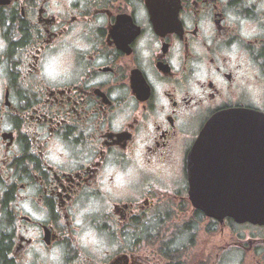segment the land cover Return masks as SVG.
I'll return each mask as SVG.
<instances>
[{
  "label": "flooded vegetation",
  "instance_id": "obj_1",
  "mask_svg": "<svg viewBox=\"0 0 264 264\" xmlns=\"http://www.w3.org/2000/svg\"><path fill=\"white\" fill-rule=\"evenodd\" d=\"M0 45V264H264L191 182L248 176L192 150L264 113V0H0Z\"/></svg>",
  "mask_w": 264,
  "mask_h": 264
},
{
  "label": "water",
  "instance_id": "obj_2",
  "mask_svg": "<svg viewBox=\"0 0 264 264\" xmlns=\"http://www.w3.org/2000/svg\"><path fill=\"white\" fill-rule=\"evenodd\" d=\"M202 141L204 143L199 144ZM227 143H235V147L227 145L226 150L235 149L237 155L251 157V161L246 162L248 176L246 179L232 178L226 170L220 173L226 172L227 178L191 179L192 183H204L205 190L199 195L205 201L210 200L212 205L205 213L220 218L231 216L237 222L264 223V113L236 108L214 115L196 140L192 156H196L198 149L211 158L217 144Z\"/></svg>",
  "mask_w": 264,
  "mask_h": 264
},
{
  "label": "clouds",
  "instance_id": "obj_3",
  "mask_svg": "<svg viewBox=\"0 0 264 264\" xmlns=\"http://www.w3.org/2000/svg\"><path fill=\"white\" fill-rule=\"evenodd\" d=\"M0 47H2V45H0ZM43 74L45 76H48V77H51V78H56V76L59 75V71L52 68V67H48L46 66L44 69H43ZM5 130H10V127H6Z\"/></svg>",
  "mask_w": 264,
  "mask_h": 264
}]
</instances>
